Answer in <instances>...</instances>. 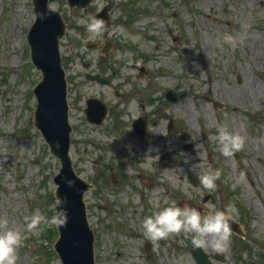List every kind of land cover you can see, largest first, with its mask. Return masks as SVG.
Returning a JSON list of instances; mask_svg holds the SVG:
<instances>
[{"label": "rangeland", "instance_id": "obj_1", "mask_svg": "<svg viewBox=\"0 0 264 264\" xmlns=\"http://www.w3.org/2000/svg\"><path fill=\"white\" fill-rule=\"evenodd\" d=\"M108 3L113 26L89 39L77 20L95 17ZM51 6L70 27L61 52L74 130L71 152L76 172L96 186L86 195L95 263L196 264L191 238L183 234L160 241L151 252L144 249L149 240L143 220L174 201L179 207L197 204L202 214L234 203L235 219L245 221L247 242L256 248L251 251L233 233L226 252H205L224 258L214 264H264V0H94L85 10L52 0ZM34 22L32 0H0V219L20 230L26 217L54 215L53 179L61 168L33 128L32 86L41 79L29 62L27 36ZM225 34L236 38L235 49L224 43ZM109 39V59L84 48ZM88 74L114 85L87 81ZM89 98L109 107L100 127L85 117ZM145 115L150 128L141 139L132 123ZM218 124L247 137L233 158L224 157L213 139ZM216 169L222 176L209 192L200 177ZM241 172L245 179L233 191ZM190 174L198 177L197 187ZM53 228L42 224L37 234H26L18 264H61L52 253L58 238Z\"/></svg>", "mask_w": 264, "mask_h": 264}, {"label": "water", "instance_id": "obj_2", "mask_svg": "<svg viewBox=\"0 0 264 264\" xmlns=\"http://www.w3.org/2000/svg\"><path fill=\"white\" fill-rule=\"evenodd\" d=\"M88 5L93 0H80ZM49 0H35V12L38 22L32 28L28 38L33 50V63L44 75L43 83L35 89L39 100L35 112V126L42 132L46 142L51 146V152L61 158L64 165L56 184L59 187L57 194L65 200L67 210V224L60 227L61 239L55 248L63 264H95L94 263V235L86 219L84 193L91 188L73 171L69 156V133L67 112V85L62 69L60 39L65 33V24L60 14L48 8ZM71 6L76 1L70 0ZM108 10L105 11L107 16ZM61 112V113H60ZM101 122V121H100ZM72 181L69 187L66 181ZM196 184V181L193 180ZM234 230L239 227L230 221ZM198 264H210L207 255L202 249L194 252Z\"/></svg>", "mask_w": 264, "mask_h": 264}, {"label": "clouds", "instance_id": "obj_3", "mask_svg": "<svg viewBox=\"0 0 264 264\" xmlns=\"http://www.w3.org/2000/svg\"><path fill=\"white\" fill-rule=\"evenodd\" d=\"M79 25L85 26L90 34L89 39L101 36L107 29L103 19L89 17L78 19ZM223 41L231 45L233 49L237 46V40L231 35L225 34ZM213 139L218 143L220 153L226 158H233L234 154L244 150L247 137L239 132L230 131L226 125H217V135ZM151 158V157H150ZM153 159V158H151ZM159 157H155L158 160ZM89 167V165H82ZM222 169L209 170L200 177V184L209 192L217 188L216 181L220 180ZM245 173L241 172L237 183L232 184L234 191L237 184L243 182ZM69 187L73 186L72 181H66ZM65 200L58 195L55 201V213L50 218L42 214H33L26 217V223L22 230L9 227L7 219H0V264H18V249L24 246L27 239L26 234H37L40 226L64 227L67 224V210L64 208ZM214 208V205H206ZM239 210L236 205L230 202L224 210H217L214 213L202 214L197 208L185 205L179 207L173 201L168 207L160 208L154 215L145 217L142 222L144 236L156 248L160 241L168 240L172 236L183 234L191 238L194 249L212 250L226 252L231 243L230 221L238 217Z\"/></svg>", "mask_w": 264, "mask_h": 264}]
</instances>
